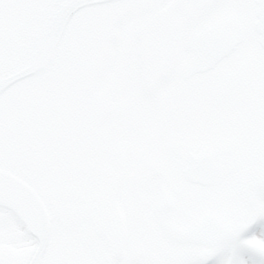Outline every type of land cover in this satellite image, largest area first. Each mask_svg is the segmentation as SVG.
Listing matches in <instances>:
<instances>
[{"label": "snow or ice", "instance_id": "obj_1", "mask_svg": "<svg viewBox=\"0 0 264 264\" xmlns=\"http://www.w3.org/2000/svg\"><path fill=\"white\" fill-rule=\"evenodd\" d=\"M0 264H264V0H0Z\"/></svg>", "mask_w": 264, "mask_h": 264}]
</instances>
